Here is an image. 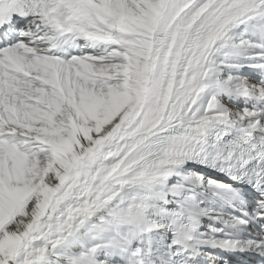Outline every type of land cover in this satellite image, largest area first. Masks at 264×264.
I'll use <instances>...</instances> for the list:
<instances>
[{"label": "snow or ice", "instance_id": "snow-or-ice-1", "mask_svg": "<svg viewBox=\"0 0 264 264\" xmlns=\"http://www.w3.org/2000/svg\"><path fill=\"white\" fill-rule=\"evenodd\" d=\"M0 264H264V0H0Z\"/></svg>", "mask_w": 264, "mask_h": 264}]
</instances>
